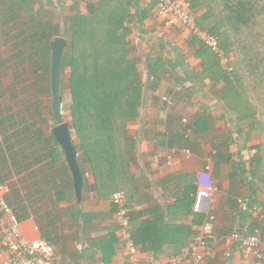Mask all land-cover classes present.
<instances>
[{"label":"trees","instance_id":"16d2710c","mask_svg":"<svg viewBox=\"0 0 264 264\" xmlns=\"http://www.w3.org/2000/svg\"><path fill=\"white\" fill-rule=\"evenodd\" d=\"M49 2L0 0V40L11 44L12 39L15 64V70L11 73L10 66L6 65L9 60L0 58V70H4L0 73V80L6 75L12 76V99L15 100L25 90L24 87L20 88V76L25 66H31L35 59L43 56L47 57L41 62L43 66L37 65L36 69H43L49 78L50 42L57 36L65 37L67 46L62 55L61 81L63 73L68 70L67 86L71 98L69 127L75 137L82 175L85 172L82 164L86 162L90 165L94 188L100 199H108L118 190L124 192L132 237L142 251L150 250L155 256L179 253L187 244V238L196 231L181 225L166 224L161 216L152 221H137L138 213H133L129 208L133 200L128 190L133 180L129 162L136 141L128 135L127 129L128 123L138 115L146 82L137 67L139 59L130 54L126 36L132 26L142 23V18L139 17L137 22L132 21L128 0H100L87 4L85 11L72 9L66 16L63 15V3L58 6ZM199 9L203 12L195 17L196 22L216 35L219 46L233 56L232 71L227 72L222 69L217 56L200 44L199 50L204 52L201 53L203 61L199 75L201 79L212 77L222 80L220 92L224 105L236 114L239 122L250 127L249 131L258 128L260 142L252 160L256 170L252 169L251 173L263 180L264 0H195L192 4L193 14ZM191 40V44L199 43L194 37ZM162 62V58L149 57L150 74L157 77ZM4 87L11 98L9 85L5 84ZM59 94L61 98L60 90ZM39 104L40 101L36 103L37 109ZM10 106L0 105L1 138L4 142L14 139L17 143H23L15 153L23 155L28 150L34 156L32 165H38L32 172L34 181L28 194L21 195L16 188L11 189L8 203L12 207L14 202L18 209L23 210L27 207L26 201L31 204V194H44L48 188L52 197L48 198L47 205L54 207L60 202L61 195H73L68 166L51 131L46 135L41 130L32 114L27 113L29 108H20L16 113ZM192 192L195 196L194 189ZM12 209L16 213V209ZM68 211L74 222L81 219L78 227L84 231L95 216L93 213H83L76 203ZM192 214L194 224L202 218V213ZM57 217L55 212L49 220L51 223L38 224L42 236L49 243L53 240V224ZM260 223L256 222L259 226ZM114 233L115 229H112L108 236V243L112 245L119 240ZM167 234L173 237V242L166 241ZM85 239L91 242L90 237L86 236ZM103 255L105 258L106 252Z\"/></svg>","mask_w":264,"mask_h":264},{"label":"crops","instance_id":"0c3cea01","mask_svg":"<svg viewBox=\"0 0 264 264\" xmlns=\"http://www.w3.org/2000/svg\"><path fill=\"white\" fill-rule=\"evenodd\" d=\"M51 1L49 3L56 4ZM78 1L84 5L82 11H85L87 4L100 0ZM128 1L132 21L137 22L140 17L142 23L131 27L126 40L131 56L139 59L137 67L146 82L138 115L128 123L127 129L128 135L136 141L129 162L133 176L132 185L128 187L129 196L133 198L129 203L130 210L138 213L137 221H152L161 216L164 223L181 225L195 233L208 213H212L215 220L209 239L210 254L205 264H264V260L244 259L241 249L229 241L233 231L247 233L256 225L253 214L239 208V198L249 197L251 203L264 207V179L251 173L256 170L252 160L260 142L258 128L249 131L250 127L239 122L236 114L224 105L220 92L222 80L201 79V53L204 51L199 50L200 43L191 44L192 37L180 25L165 26L157 14V0ZM56 2L65 5L63 0ZM202 12V9L195 11V17ZM176 28H180L181 35ZM155 39L159 41L158 45L154 43ZM149 57L163 60L158 78L148 71ZM41 130L46 135L51 131ZM22 146L23 143L14 139L4 142L0 135V183L6 182L10 190L16 188L21 195H27L34 181L32 172L38 164L32 165L34 156L28 150L23 155L15 153ZM82 166L85 172L79 204L73 191V195H65L66 199L61 195L60 202L54 207L47 205L48 198L52 197L48 188L44 194H31V204L26 201L27 207L23 210L12 203L20 220L21 232L29 240L44 239L39 225L51 223L49 220L56 212L58 217L53 224L51 244L59 263L130 264L124 244L118 237L115 207L110 197H98L90 165L83 162ZM204 171L209 173L214 189L210 195L201 198L198 212L202 213V218L194 224L192 212L196 211L192 190L195 194L199 190L197 176ZM73 203L83 213L95 215L85 231L78 227L81 219L74 222L68 211ZM112 229L119 239L114 245L108 243ZM260 229L264 252V219ZM86 236L91 242L85 239ZM192 236L187 238V244ZM172 239L167 234L166 241L173 242ZM78 242L82 243L81 250L76 247ZM137 247L140 259L155 256L152 251ZM164 248L167 249V245ZM169 256L163 253L155 257L164 259ZM6 258L7 252L0 245V264Z\"/></svg>","mask_w":264,"mask_h":264},{"label":"built area","instance_id":"2783aa9c","mask_svg":"<svg viewBox=\"0 0 264 264\" xmlns=\"http://www.w3.org/2000/svg\"><path fill=\"white\" fill-rule=\"evenodd\" d=\"M194 1L157 0V14L165 26H182L191 37L196 38L201 45L207 47L217 56L223 70L232 71V55L226 53L219 46V39L216 35L196 22L195 15L192 12ZM164 100L167 101L166 98ZM197 184L199 190L196 192L193 206L196 212L201 208V198L210 195L214 189L207 171L198 174ZM9 193V184L1 182L0 245L7 252V258L2 264H62L56 260L55 249L51 243L42 238L29 240L22 234L20 220L7 200ZM110 200L115 207L114 221L118 237L124 244L126 257L130 264H205L210 254L209 239L213 232L214 214L208 213L197 233L192 236L190 242L179 253L164 259L153 256L140 259L137 245L132 237L131 220L124 192L121 190L113 192ZM238 206L241 210L253 214L257 223L264 219V207L251 203L249 197L239 198ZM260 231L258 224L254 225L247 233L235 230L230 234L229 241L241 249L244 259L253 262L263 261L264 252L261 249ZM76 247L81 250L82 243L78 242ZM225 255L228 256L229 253L226 252ZM113 264L124 263L115 262Z\"/></svg>","mask_w":264,"mask_h":264},{"label":"rangeland","instance_id":"374dc122","mask_svg":"<svg viewBox=\"0 0 264 264\" xmlns=\"http://www.w3.org/2000/svg\"><path fill=\"white\" fill-rule=\"evenodd\" d=\"M65 3V10L63 15H67L71 12L72 9H79L83 10L84 5L80 3L78 0H63ZM76 1V2H75ZM51 2L59 4L60 1L56 2V0H52ZM47 6L49 4H46ZM60 6V4L58 5ZM59 9V8H58ZM60 10V9H59ZM58 10V11H59ZM177 33L181 35L180 28H176ZM12 36V35H11ZM152 40V39H150ZM157 45L159 44V41L157 42L156 39L154 41ZM166 43H163L164 46ZM169 44L167 43L168 47ZM232 55V54H231ZM0 58H3L5 60H9L6 65L10 66L9 72H13L15 70V64L12 59V39L11 44L6 43L4 40H0ZM47 57L43 56L42 58H37L32 62V65H26L25 69L23 70V74L20 76V88L24 87L25 90L22 91V94L17 97L15 100L12 99V76L6 75L3 77L2 80H0V105L3 107H6L11 105V109L14 112H19L21 109L29 108L30 111L27 110V113L30 115L32 114V118L36 121L38 125L42 129H52V127L55 125V122L53 120V115L51 112V92H50V84H49V78H47V74H45L43 69H36L37 65L43 66V63H41L43 60L45 61ZM233 58V56H232ZM142 64L143 61H142ZM142 66H140L141 68ZM4 70H0V73H3ZM39 76H36V75ZM68 70L63 73L62 75V81L60 84V91H61V105H62V115L63 119L67 122H70V112H69V106H70V92L69 88L67 86V80H68ZM9 85L11 89V98L10 95H7V92L4 87V85ZM40 101V104L38 105V109L36 107V103ZM31 105V106H30ZM36 109V111H35ZM38 111V112H37ZM26 114V113H25ZM72 137L75 139L73 131Z\"/></svg>","mask_w":264,"mask_h":264},{"label":"water","instance_id":"95a60500","mask_svg":"<svg viewBox=\"0 0 264 264\" xmlns=\"http://www.w3.org/2000/svg\"><path fill=\"white\" fill-rule=\"evenodd\" d=\"M67 39L63 36H57L50 42V67H49V84L51 92V112L55 125L51 129L58 147L60 148L63 158L68 166L74 195L77 204L82 198L83 175L77 158L76 146L69 127V122L63 119L61 98L59 94L61 83V61Z\"/></svg>","mask_w":264,"mask_h":264}]
</instances>
